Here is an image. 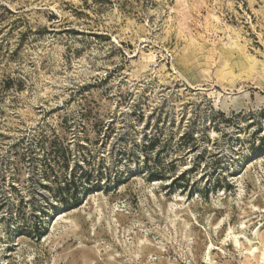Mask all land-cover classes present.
Listing matches in <instances>:
<instances>
[{"label": "rangeland", "instance_id": "374dc122", "mask_svg": "<svg viewBox=\"0 0 264 264\" xmlns=\"http://www.w3.org/2000/svg\"><path fill=\"white\" fill-rule=\"evenodd\" d=\"M0 264H264V0H0Z\"/></svg>", "mask_w": 264, "mask_h": 264}, {"label": "trees", "instance_id": "16d2710c", "mask_svg": "<svg viewBox=\"0 0 264 264\" xmlns=\"http://www.w3.org/2000/svg\"><path fill=\"white\" fill-rule=\"evenodd\" d=\"M67 183H69V184H66V187H65V190L67 191V189L71 186V187H73V188H75L77 185H76V183H75V181H74V179H72L71 181H69V182H67ZM77 189V188H76ZM63 201H65L64 199H62Z\"/></svg>", "mask_w": 264, "mask_h": 264}, {"label": "bare ground", "instance_id": "6f19581e", "mask_svg": "<svg viewBox=\"0 0 264 264\" xmlns=\"http://www.w3.org/2000/svg\"><path fill=\"white\" fill-rule=\"evenodd\" d=\"M145 56L148 57V58H152V54H146Z\"/></svg>", "mask_w": 264, "mask_h": 264}]
</instances>
